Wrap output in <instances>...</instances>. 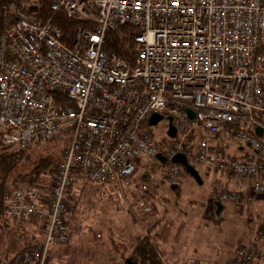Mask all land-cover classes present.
Instances as JSON below:
<instances>
[{"label":"built area","instance_id":"built-area-1","mask_svg":"<svg viewBox=\"0 0 264 264\" xmlns=\"http://www.w3.org/2000/svg\"><path fill=\"white\" fill-rule=\"evenodd\" d=\"M39 3H8L14 21L0 35L1 141L26 147L66 135L67 143L50 187L4 195L6 216L36 217L42 227V240L12 264H48L51 250L77 232L80 224L67 217L77 173L144 213L145 180L161 174L174 184L177 153L211 176L250 180L249 192L213 190L216 205L264 194V0H49L51 11L83 22L71 40L36 16ZM108 33L119 37V50ZM151 114L170 118L175 136L156 138ZM233 146L240 156L229 154ZM141 161L145 179L137 175ZM255 251L241 246L214 264H248Z\"/></svg>","mask_w":264,"mask_h":264},{"label":"rangeland","instance_id":"rangeland-1","mask_svg":"<svg viewBox=\"0 0 264 264\" xmlns=\"http://www.w3.org/2000/svg\"><path fill=\"white\" fill-rule=\"evenodd\" d=\"M161 122H162L161 125L156 124L148 128L156 138H162L163 136H166L167 125H168V121L166 117L163 118ZM162 141L166 142V139L162 138ZM66 143H67V139H66V135H64L61 138L51 140L48 143H45L43 145H39V147L41 148V155L47 156V157L49 156V158L54 161V164L52 166L54 170L56 167V163L59 159V156L62 150L66 146ZM0 145H2L3 147H8L2 143L1 134H0ZM228 152L231 154L233 152V149H229ZM193 165H200V164H193ZM139 166L140 167L137 169V175L140 177L141 174L145 171V162L141 161ZM181 175H183V178L180 181H178ZM186 175L187 174L184 170H180L179 175L177 179L175 180L176 182L174 184L171 185L168 181H164L163 183H160L159 186L156 187V194L152 198L155 204L152 203V201L149 200L147 197L150 210L149 212H146V213L136 210L134 208L124 207L123 206L125 204L124 201L121 199V197H117L116 193L114 192H113V197H112L113 200H111V202L110 200L108 201L106 197L100 196V194L96 196L95 194L93 195L89 194L87 196L82 195V196H79V198L77 196L72 195V198H74L75 201L68 203L67 208L76 204V206L79 207V212L82 216V220H83L82 224L85 225L87 228H91L95 230V231L93 230L95 234L90 235L88 239V240L93 241V242H90V246L91 247L96 246V248L94 249H97V247L99 246L98 245L99 243H103V241H105L106 235L104 236V234H105L106 227L109 221L112 222V224L115 227H117L116 226L117 223H120L121 227L124 223L125 228H124V231H122L120 234L121 237L118 236L115 238V240H117V244H120V243L124 244L126 247V251L125 252H123L122 250L118 251L113 247L114 249L112 250L111 254H113L114 251L117 252L120 258H122L121 263L125 264L126 259H131V257H135L132 251V245L135 244L133 236L135 235L136 232L138 231L139 233L142 232V234H140L141 237L143 236L142 241L148 245V241L150 243L152 241V238H150V235H149V230L151 229V227L154 226L156 219H160L163 222L162 226L166 228L177 224L176 226L177 231L175 232L176 234H174L176 235L174 242L175 244H179L181 243V239L184 236L190 235L188 232L192 228L193 223H195V219H193V217H191L185 223L186 216L183 214V212L186 211L188 213V217H190L192 213L195 211H203L201 208L193 207V204L204 203V198H203L204 196H206V199L209 203L215 204V201L212 198V191L215 189L227 190V188L221 187L219 185V181L216 180V176H211L207 174L204 169H203V175L206 180L205 185H197L196 183L189 180L190 178H188ZM153 177L154 178L160 177L161 179L162 178L165 179L163 175L156 174L153 176H149L147 180L150 179L151 181ZM53 179H54V176L52 179H50V181L47 180V182H51V183L47 184L46 186L43 185L42 187H46V188L50 187V185L53 182ZM231 179L235 183H238V184L244 182L243 180H245V179H241V178L237 179L233 177ZM38 186H41V185H38ZM171 186H175L176 188L172 189ZM9 190L10 188L7 189L5 194ZM249 191L250 190L247 187L246 190L241 191V192H249ZM114 195L117 197V199ZM186 197L187 198L196 197L195 199H197L198 202L197 203L187 202L183 199ZM255 197L256 195H254L251 202L246 203L244 205L243 204L235 205L233 203H230V204H233L238 207H245V206L248 207L253 204ZM127 200H128V205H131L133 202V197L131 195H128ZM224 204H228V203H223V205ZM118 210L122 212H119ZM232 217L235 218V216H228L225 218H232ZM238 218L240 219L239 225H237V223L235 222L233 223L234 225L228 224L223 227V229L226 230L225 232L218 231V230H212V231L207 232L208 233L207 236L200 235L199 239L202 242L207 241L208 243H216L217 241L220 242L222 240V236L224 234L225 237L226 236L230 237V240L228 241V243H230L231 245L239 244V242L242 246H246L249 244L255 245V243H257L256 239L257 240L261 239V235H259L258 230H263L262 233H264V228L262 227H260V229L256 228L257 232L255 235L257 236V238L255 237L256 239H252L248 243H247V240L249 237H252V235H254L253 225H255V221L258 225L260 220H264V208L258 209L257 207L254 206V208L252 207L249 210V212L241 211L240 216H238ZM250 218L252 220H249ZM262 223H264V221H261L259 223V226H262ZM137 224L140 225L141 227L140 230H138L139 227ZM22 227L25 229L24 234L21 232ZM182 229H185V232H183ZM99 233L102 234L101 235L102 239L99 236L96 237V234L98 235ZM40 235L42 236V227H41V222L38 218L31 217V219H29L27 222H23V221L11 218L9 216H6L4 212L3 217L0 219V252L2 254L6 253L10 256L16 252L19 253L22 251V248L25 245L35 246L36 243L34 241V238H38ZM30 236L32 238H30ZM113 243L116 244V242H113ZM60 245H64V244H60ZM152 248H153L152 255L155 257L159 256L158 254L159 252L156 249V247L153 246ZM64 250H67V249H64ZM99 250L98 249L91 250L90 253L92 254V256L88 254H85V256L92 257V258L105 259L107 249H103V250L99 249ZM55 258H56V255H55ZM71 258L72 256H70L69 259L71 260ZM159 259L160 260L158 262L155 261L154 264H165L162 258L159 257ZM219 263H222V262H219ZM50 264L52 263L50 262ZM56 264H58V262Z\"/></svg>","mask_w":264,"mask_h":264},{"label":"crops","instance_id":"crops-1","mask_svg":"<svg viewBox=\"0 0 264 264\" xmlns=\"http://www.w3.org/2000/svg\"><path fill=\"white\" fill-rule=\"evenodd\" d=\"M230 149H233V152L231 153V155L233 156L241 155L240 149L236 147H231ZM193 167L198 173L200 183L196 182L187 173H186L187 174L186 176L190 178L189 180L196 183L197 185H205L206 180L203 175V169H202L203 167H201L200 165H193ZM182 169L183 168L181 167V170ZM213 175L216 176L217 180L219 181V185L221 187L227 188V190H230V191H244L247 189V187L249 188L251 184L250 180L248 179L243 180L244 182L239 183V184L235 183L230 177H227L226 175L220 172H217ZM140 177L142 179L143 178L145 179V176L143 173L141 174ZM160 177H157V178L153 177L154 179L153 178L151 179V181L156 183L157 187L159 186L160 183H163L164 181H166L165 179L163 178L161 179ZM182 178H183V175L179 177L178 181H180ZM171 187L172 189L176 188L175 186H171ZM89 194H92V195L95 194V196L100 194V196L106 197L108 201L110 200V202L111 200H113L112 198L113 191L111 190V187L109 185H101V184L92 183L88 181L85 177H82L80 173H77L76 177L74 178V182L71 188V195L77 196L79 198V196H82V195L87 196ZM195 198L196 197H190V198L186 197L183 199L190 203H197L198 200ZM203 198H204V203L193 204V207L201 208L203 211H195L192 213L190 217H188V213L186 211L183 212V214L186 216L185 223L191 217L195 219V223H193L190 231L189 232L187 231L190 235L184 236L181 239V243L179 244H175L174 242V239L176 238V235L174 234H176L175 232L177 231L176 230L177 224L166 228L162 226L163 222L160 219H156L154 226L151 227V229L149 230V235H150V238H152L153 244L155 243V247L159 252L158 253L159 256L155 257L151 254L152 253L151 249H149L148 245L142 241L143 236L141 237L140 235L142 234V232L140 233L139 231L136 232L135 235L133 236L135 244L132 245V251H133L134 256L136 257V261L142 264H154L155 261L158 262L160 260L159 259L160 257L162 258V260H164L165 264H214V263L223 262L224 260L230 258L235 253V251L239 247L242 246L240 242L239 244L231 245L230 243H228V241L230 240V237L228 236L225 237L223 234L222 240L220 242L217 241L216 243H208L207 241L202 242L199 239V236L200 235L207 236L208 235L207 232L212 231V230H218V231L225 232L226 230L223 229V227L228 224L234 225L233 224L234 222L237 223V225H239L240 219L238 218V216H240L241 211L249 212V210L252 207L254 208V206L257 207L258 209L264 208V194L256 195L253 204L248 207L247 206L238 207V206L228 203L224 205L221 204L219 208L218 205L214 203L213 204L209 203L206 199V196H204ZM151 201L152 203H154L153 199ZM119 212H122V211H119ZM228 216H235V218L234 217L225 218ZM67 217H70V218L74 217L78 221L80 226L77 232L74 233L70 237V240L67 244L55 246L51 250V253L48 258V264H50V262L52 264H56L57 262L58 264L59 263L61 264H72V263L73 264H121L122 258H120L118 253L115 251L113 254L111 253H112V250L114 249L113 242L117 243V240H115V238L118 236L121 237L120 234L122 231H124V228H125L124 223L122 227L120 223H117L116 225L117 227H115L112 224V222L110 221L108 222L106 231L104 234V236L106 235L105 241H103V243H99L98 244L99 246L97 247L98 250L107 249L106 258L101 259V258H92V257L85 256V254L92 256L90 251L97 250V249H94L96 248V246L94 247L90 246V242H93V241L88 240L90 235H94L95 233L93 232L94 229L87 228L85 225L82 224L83 223L82 216L79 212V207H77L76 204L67 208ZM249 220H252V219L250 218ZM261 221H264V220H260L259 223ZM259 223L257 225L255 221V225H253L254 235L248 238L247 243L250 240L257 238V236L255 235L257 232L256 228L260 229V227H264V223H262V226H259ZM137 225L139 227L138 230H140L141 229L140 225L139 224ZM182 231L185 232V229H182ZM258 233L260 234L262 233V231L258 230ZM101 235H102L101 233H99L98 235L96 234V237L99 236L102 239ZM261 239L264 241V236L263 237L261 236ZM41 240H42L41 235L38 238H34V241L36 244L39 243ZM256 242L257 243L255 244L256 245L255 256L252 260V263L250 264H264V242H262L261 246L259 244L261 243L260 239L258 240L256 239ZM64 249H67V250H64ZM55 255H56V258H55ZM70 256H72V258L74 259L71 258L70 260L69 259Z\"/></svg>","mask_w":264,"mask_h":264},{"label":"trees","instance_id":"trees-1","mask_svg":"<svg viewBox=\"0 0 264 264\" xmlns=\"http://www.w3.org/2000/svg\"><path fill=\"white\" fill-rule=\"evenodd\" d=\"M9 1L10 0H0V35L4 29L14 21V17L8 10ZM36 16L43 20H49L52 23L58 25L63 30L64 34L68 36L69 40L72 38V32L75 27L83 23L78 19H68L62 12L51 11L49 8V0H40L39 9ZM107 37H110V41L112 42L109 47L119 50V37L114 33H108ZM53 164L54 161L50 159L49 156L47 157L41 155V148L39 145L30 144L26 147H3L0 145V219L3 217L5 211L3 199L7 189L14 187L34 188L38 185L46 186L47 184L51 183L47 182V180L50 181V179H52L54 176L55 170L52 167ZM145 182L147 185L146 195L149 200H152L156 194L157 185L153 181L147 179ZM24 230L25 229L22 227L21 232L23 234L25 232ZM261 231L263 232V230ZM263 234L264 233H260L259 235L263 237ZM260 241L261 243L259 244L261 246L262 242L264 241L262 239H260ZM153 246H155L153 242L151 241L150 243L148 241V247L151 249V251ZM30 247L32 246L25 245L22 250ZM113 247L118 251H126L125 245L121 243H114ZM17 254L18 252L10 256L6 253L2 254L0 252V264H11ZM250 263H252V261ZM130 264L142 263L137 262L135 257H131Z\"/></svg>","mask_w":264,"mask_h":264},{"label":"water","instance_id":"water-1","mask_svg":"<svg viewBox=\"0 0 264 264\" xmlns=\"http://www.w3.org/2000/svg\"><path fill=\"white\" fill-rule=\"evenodd\" d=\"M161 119H162L161 115L151 114L148 119V126L156 125V123L160 121ZM167 120H168V129H167L166 134L169 138H173L175 136V130L171 125L170 118H168ZM260 132H261L260 129L256 130L257 134H260ZM156 158L162 162L165 161V159L163 158L161 154H157ZM170 161L174 164L180 165L187 174H189L196 182L200 183V179H199L197 171L194 169L193 165L188 162L184 154L177 153L174 156H172ZM218 206L220 208V205ZM125 264H130V259H126Z\"/></svg>","mask_w":264,"mask_h":264}]
</instances>
